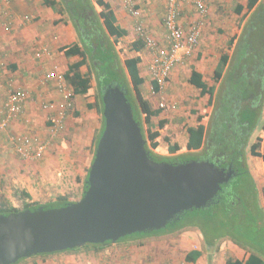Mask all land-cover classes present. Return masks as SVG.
<instances>
[{
  "label": "crops",
  "instance_id": "1",
  "mask_svg": "<svg viewBox=\"0 0 264 264\" xmlns=\"http://www.w3.org/2000/svg\"><path fill=\"white\" fill-rule=\"evenodd\" d=\"M44 1L45 0H10L8 9L11 12L12 19L11 27L9 29H6L4 26L5 20L3 17H5V15L2 14L3 9H6L7 5L2 1L0 2V72L3 76V81L0 84V103L2 104L0 112L3 110L6 101L9 91V89L7 91V86L9 83L15 84L17 87L15 88L19 91L27 93L25 112L12 122L14 129L16 130L24 129L26 125L30 124V121L31 126H29V128L26 126V128L33 130L34 128H37L40 121L44 120L49 111L52 113L56 112L58 104L60 103V94L57 90L56 80L51 79L47 84H43V80L52 72L64 75L68 71L69 65L80 60V57L78 56L67 58L60 51L61 48L72 46L79 41L72 21L67 15H61L58 13L61 8L58 7L56 10H53L51 7L45 6ZM56 1L59 2L60 0ZM105 1L111 4L117 17L118 25L127 31V36H130V34L132 35V32H135L136 30L137 19L131 15L126 0ZM204 1L209 8L208 14L204 17L199 14L197 9L191 3L184 2L181 4L180 25L187 30L193 22L202 20L203 34L198 47L199 49H197L198 51L193 56L185 58L183 63L178 65L173 71L171 78L167 82L168 93H166L164 99L178 101L176 89L181 84H185L184 75L185 77H188L189 73V80L193 71H196L202 75L203 80L207 85L215 87L213 105H209L208 95L200 96L199 94V99L202 100L203 106L202 113L200 114L195 111L194 106L189 107V109L183 107V110H181V108L175 112L170 111L167 112L166 115L163 110L157 118L166 120V133L167 135L172 136V139L170 138L172 145L177 144L179 147V151L171 153V151H169V143L165 148L164 143L161 141L155 152L165 157H177L183 156L184 154L193 155L198 154L201 151H209L207 145L209 139H211L210 135L212 134L209 123L212 122L211 114L215 111V106L217 105V99L215 97L217 92L222 88V85L226 84V75L232 70L235 62L232 61V66L229 65L226 67L223 77L217 83L213 80L215 70L221 55L226 51V42L228 43V41L235 36L239 37L241 35L245 25L253 17L256 11V7L252 11H248V0ZM262 1L263 0H259L258 3L260 4ZM132 2L134 3L133 5L135 8L140 11L141 15L139 19L144 23V26L147 28L148 32H150V35L154 36L160 45H166L165 40L167 31L163 19L167 12L168 0H132ZM239 4L245 8L241 16H238L235 11ZM93 5L97 11H100L94 1ZM26 16L32 18L31 22H25L24 18ZM45 49L48 51V54L44 52ZM37 52H43L41 57L36 56ZM251 53L252 52L249 54L251 55ZM229 54L233 57L235 51L232 49ZM143 62L144 58L140 68ZM81 71L82 73L86 72L83 68ZM141 75L145 78V83L148 81L146 78L149 80L152 79L147 67L144 71L141 68ZM211 81L212 84H210ZM191 86L194 87L193 85ZM40 98H46L47 100L45 99L43 102L42 99V102L43 104L51 103V108L44 110L40 109V107H34V103H36L37 100H40ZM74 104L75 109L77 110L76 113L83 114L88 110L90 112L89 114L96 117V120L93 123L94 127L90 126V130L101 128V117L95 107L96 97L86 98L77 95L74 98ZM260 109L262 110V116L258 122L256 121L255 128H253V125L249 122L251 119H248L249 117H252L251 114L247 115L246 118H243L242 121L248 127L249 132H246L245 134L250 139V141L247 140V146H245V150H247V154H244L245 163L258 187L260 201L264 206V187L260 190L257 180L258 178L262 180L264 179V160L262 157L253 156L251 153L252 146L257 142H260L259 152L264 154V108L260 107ZM199 116L203 117L201 122H199ZM200 123L206 128L205 144L199 150H189L187 148L189 140L188 129L191 127H197ZM150 128L153 129V131L158 130L162 133V129H159L158 126L153 127L151 125ZM148 130L149 127L147 132ZM161 136L163 135L161 134ZM22 189L29 192L32 198L31 201L35 202L31 189L27 186H22ZM187 234L182 235L181 240H174L178 248L175 249V252L166 251L162 254L165 262L174 260L176 258V252L180 249L185 251V257L193 250H197L201 253V256L196 263L188 264H226L229 259L245 261L249 256V253L246 252L245 249L240 248L230 240L223 241L218 252L210 249H208V251L203 248V243L201 244L200 242L202 240L201 238L196 235L193 236L190 233ZM162 255L160 254V256ZM81 258L82 257L80 256V259ZM77 259V256H68L63 253L54 254L48 257H37V260L31 262V264H77ZM154 259L159 258L154 256ZM140 261L141 258L138 261L137 258H134V260L126 264H142L143 258L142 261ZM105 263L111 264L110 262L104 261V264Z\"/></svg>",
  "mask_w": 264,
  "mask_h": 264
},
{
  "label": "trees",
  "instance_id": "2",
  "mask_svg": "<svg viewBox=\"0 0 264 264\" xmlns=\"http://www.w3.org/2000/svg\"><path fill=\"white\" fill-rule=\"evenodd\" d=\"M93 1L100 11L96 10ZM258 2L259 0H248L247 9L248 11H252L256 7L255 14L245 25L241 35L239 37L235 36L228 41L226 51L221 55L215 70L214 82L217 83L221 80L226 67L229 65L232 66V61L236 62V55L232 57L229 52L233 49L236 53L241 43L245 41L249 42V46L245 47L248 51L244 52V59H246L241 61V63L243 65L249 64L250 60L248 58H251L252 54H254L258 58H263L262 66L264 68V42H262L264 40V19L261 17L256 19L257 15L260 16V13H264V0L260 4ZM44 5L51 7L53 10H56L58 7L61 8L58 13L67 15L70 18L79 38L77 43L72 46L63 47L60 51L67 58L73 56L80 57L79 61L69 65L68 71L64 74L66 82L73 89V100L77 95L86 98L96 97L95 107L101 117L102 126L94 137L92 162L95 158L99 140L105 129L103 93L111 85L119 86L125 91L127 99L132 105L134 118L142 128L144 139L147 141L146 149L152 160L156 162H167L173 165L190 161L184 155L165 157L157 154L155 150L162 141L161 133L158 130L153 131V129L149 128L148 134L146 135L144 124L151 125L154 118L160 116L163 109H154L151 103L145 99L142 92L145 78L141 75L140 65L143 61L142 51L145 48L144 41L141 39L135 41L133 49L137 55L126 58L124 62H121L117 46L127 36V31L118 25L117 17L111 4L105 0H60L59 2L56 0H45ZM244 9V6L239 4L235 11L238 15H241ZM258 25H262L261 28H258V30L261 29V35L256 39L254 34L257 31L256 28ZM250 52H252L251 55L249 54ZM83 67H87V72L82 73L81 69ZM93 76L95 77L96 85L92 83ZM189 83L199 91L200 96L208 95L209 105H213L215 94L214 86L207 85L202 75L196 71H193L189 78ZM152 86L154 92L160 91L156 81H152ZM77 115L79 114L77 113ZM254 117H256L255 114L251 118ZM198 119L201 122L203 117L199 116ZM249 122L255 126L256 120ZM166 123V120L160 119L158 123L159 129L164 128ZM254 126L253 128H255ZM188 133L189 140L187 148L189 150L201 149L205 144V126L200 123L197 127L189 128ZM244 137L248 138L246 134H244ZM247 140L241 142L243 147L246 146L244 144ZM148 141L150 142L149 144ZM165 141L169 143V151L171 153L179 151L178 145H172L168 137L165 138ZM211 147V145H207L209 150ZM259 147L260 142L255 143L251 148V153L253 156L262 157L264 160V154L259 152ZM243 153L244 151L241 149L238 156H231L225 151L221 152L217 157L218 163L215 164L216 166L224 169L232 166L236 170V175L229 182L222 185L218 196L207 208L192 209L183 212L173 221L169 222L164 229L128 235L120 238L115 244L141 246L144 242L152 240L153 237L162 235L177 236L188 229L194 228L201 232L203 236V248L206 250L218 251L223 241L230 240L249 253L245 261L229 259L226 264H264V239H261V236H264V208L260 201L258 187L249 172L244 157L242 158ZM89 172L90 169H88L87 175L84 178L82 197L89 188ZM245 174L250 178L243 180ZM247 175L245 176L246 178L248 177ZM235 178H238L239 181L231 185ZM17 196L22 200V209L14 208L9 203L3 202L0 205V214L8 215L26 209L37 210L41 207L44 209L61 208L75 202L69 201L65 196H58L55 200L47 204H39L31 201V195L26 190H17ZM250 201H252L251 205ZM253 205L258 219L254 218L252 220L253 215L251 218H248L247 213ZM249 223L252 224L249 225ZM251 225H255L257 227L256 230L252 231L250 227L248 231V226ZM238 234L240 235L237 236ZM113 245L112 242H107L106 244H88L83 248L102 251ZM83 248L58 253H71ZM54 254L37 255L29 260L21 259L16 264L31 263L37 257H48ZM200 256L201 253L199 251L193 250L186 255L185 261L187 263H196Z\"/></svg>",
  "mask_w": 264,
  "mask_h": 264
},
{
  "label": "water",
  "instance_id": "3",
  "mask_svg": "<svg viewBox=\"0 0 264 264\" xmlns=\"http://www.w3.org/2000/svg\"><path fill=\"white\" fill-rule=\"evenodd\" d=\"M103 105L85 195L66 207L0 214V264L164 229L183 212L207 208L236 175L209 160H152L125 91L109 86Z\"/></svg>",
  "mask_w": 264,
  "mask_h": 264
},
{
  "label": "rangeland",
  "instance_id": "4",
  "mask_svg": "<svg viewBox=\"0 0 264 264\" xmlns=\"http://www.w3.org/2000/svg\"><path fill=\"white\" fill-rule=\"evenodd\" d=\"M260 17L264 19L263 12L260 13V16L257 15L256 19ZM261 26L262 25H258L256 28L257 31L254 34L256 39L261 35V29L258 30ZM145 30L146 34L150 35L147 28H145ZM152 37L154 38V36ZM139 39L142 40L135 30V32H132V35L130 34V36H126L121 40L120 44L117 46L121 62H124L126 58L135 57L137 55L133 49V44ZM262 42H264V40ZM246 46H249V42H242L240 48L236 50V62L232 70L226 75V84L222 85V88L217 92L215 97L217 99V105L215 106L216 111L211 114L213 123H209L211 126L210 130L212 134L210 136H212V139L208 141V144L212 146L211 149L193 155L184 154L187 160H209L217 164V157L221 152L227 151L231 156H238L241 149H243L244 153L242 154V158L244 154H247V150H245L241 142L246 139L250 141L249 138L244 137V134L249 131L242 120L250 114L256 115L254 118L249 117L252 121L256 120L258 122L261 119L262 110L260 107L264 108V68L262 66L263 58H258L256 57L257 55L254 54H252L251 58H248V60H250L249 64L243 65L241 63V61L246 59H244L243 55L245 51H248L245 48ZM145 48L142 51L144 65L142 64L141 68L143 71L146 67L147 69L149 68V63L147 62L151 59V54H148ZM197 51L198 50H196L194 54ZM83 70L87 72V67H83ZM188 77L184 75L185 84H181L176 89L179 102L172 101L171 99H164L166 93H168V83L162 90L155 93L152 86L153 80H149L148 78H146V80H148L147 83L142 86L143 95L154 109L162 108L161 105L165 103L166 107L162 108L165 111V115L167 112H175L181 108V110H183V107L189 109L191 106H194L195 111L200 114L203 109L202 100L199 99V91L189 85ZM93 78L92 83L96 85L95 77L93 76ZM210 84H212V81ZM9 85L7 86V91L11 88H17L15 84L9 83ZM42 99L44 102L46 98H40L41 101L37 100L36 103L33 102L35 104L33 106L43 109ZM1 105L0 103V107ZM76 112L77 110L75 109L73 101V108L70 109L67 114L63 129L56 134L51 132L47 122L48 116L50 113L52 114L51 111H49L43 121L38 123L39 125L37 124V128L33 130L28 129L29 126H31L30 121V124L26 125L28 128L25 126L22 130H16L14 129V125L11 124L8 129L0 131V205L3 202H7L14 208L22 209V200L17 196V190H23L22 186H27L31 189L35 202L39 204H47L55 200L58 196H65L69 201L75 202L81 199L84 178L92 164L94 137L99 129L90 130V126L94 127L93 123L96 117L89 114L90 112L88 110L79 115H77ZM159 120L158 118H154L151 125L153 127L158 126ZM151 125L148 126L144 124L146 135L148 134L147 129L148 127L150 128ZM166 129V126L162 128L161 133L163 135L161 139L165 148L168 144V142L165 141V137L169 136L168 138L172 139V136L167 135ZM16 134H29L37 137L41 142H48L49 148L44 158L38 160H24L20 158L11 144V137ZM213 139L215 140L213 141ZM149 143L148 141V144ZM244 145L247 146V141ZM246 175L247 174L243 176V180L250 178L248 175L246 178ZM257 180L261 190V188L264 187V179L258 178ZM238 181V178L233 179L231 185ZM251 204L252 201H250V205ZM252 215V220L254 218L258 219L257 213L254 210V205L247 213L248 218H251ZM250 224L252 223H249V225ZM250 227L252 231L257 228L255 225H251L248 226V231ZM187 233L193 236L196 235L203 240L201 232L191 228L177 236L171 237L162 235L153 237L152 240L144 242L141 246L114 244L102 251L83 248L71 253H65V255L77 256V264H104V261L110 262L111 264H126L128 262L130 263L134 258H137V261L140 258L142 261L143 258L142 264H188L185 261V251L183 249L176 252V258L169 262H165L162 255L166 251L175 252L177 245L174 240H181V236ZM239 235L240 234L237 236ZM261 239H264V236H261ZM202 240L200 241L201 244L203 243ZM160 254L162 256H160ZM80 256L82 257L81 259ZM154 256L159 259H154ZM35 260L32 261L35 262ZM27 264L31 263L29 262Z\"/></svg>",
  "mask_w": 264,
  "mask_h": 264
},
{
  "label": "built area",
  "instance_id": "5",
  "mask_svg": "<svg viewBox=\"0 0 264 264\" xmlns=\"http://www.w3.org/2000/svg\"><path fill=\"white\" fill-rule=\"evenodd\" d=\"M7 5L3 9L2 14L4 26L6 29L11 27L12 15L8 9L10 0H0ZM184 2L191 3L204 17L208 14L209 8L204 0H168L167 12L163 19L166 28V45L160 43L152 36L146 34L145 26L140 21V11L135 8L132 0H126V4L131 15L136 18V31L139 37L145 43V49L148 54H151L149 63V73L152 80L156 81L159 89L162 90L171 77L175 68L183 63L187 57H191L198 49L203 34V21L198 20L193 22L187 30L180 25L181 17V4ZM25 22H31L32 18L25 17ZM44 52L48 54L45 49ZM43 52H37L36 56L41 57ZM51 79L56 80L57 90L60 94V103L55 113L48 116L47 122L52 133L60 132L64 127L69 110L73 108V89L66 82L64 75L52 72L47 75L43 80V84ZM3 81V76L0 73V84ZM27 100V93L19 91L18 89L11 88L8 91L3 110L0 112V131L6 130L11 126L12 122L18 119L25 112V105ZM43 109L48 110L51 108V103H44ZM165 108V103L161 105ZM11 144L14 147L16 154L24 159H42L44 158L47 149L49 148L48 142H41L37 137L29 134H16L11 137Z\"/></svg>",
  "mask_w": 264,
  "mask_h": 264
},
{
  "label": "flooded vegetation",
  "instance_id": "6",
  "mask_svg": "<svg viewBox=\"0 0 264 264\" xmlns=\"http://www.w3.org/2000/svg\"><path fill=\"white\" fill-rule=\"evenodd\" d=\"M230 168V166H228V168H225L226 169V171H228V169ZM233 169H235L234 167H233Z\"/></svg>",
  "mask_w": 264,
  "mask_h": 264
}]
</instances>
